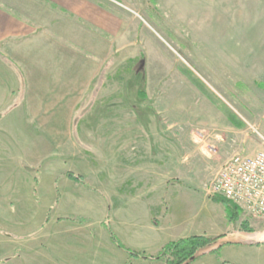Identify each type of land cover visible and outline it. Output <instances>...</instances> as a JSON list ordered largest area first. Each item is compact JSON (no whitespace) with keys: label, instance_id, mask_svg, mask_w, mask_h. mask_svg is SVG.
Segmentation results:
<instances>
[{"label":"rangeland","instance_id":"rangeland-1","mask_svg":"<svg viewBox=\"0 0 264 264\" xmlns=\"http://www.w3.org/2000/svg\"><path fill=\"white\" fill-rule=\"evenodd\" d=\"M53 1L0 0L10 18L47 33L43 45L28 38L23 55L64 58L80 75L68 90L60 86L68 81L34 79L28 62L0 64V195L12 202L10 216L50 219L48 195L69 171L109 205L56 216L86 213L92 232L101 222L100 240L109 241L107 227L129 249L144 248V235L127 242L120 229L149 223L138 202L150 205L165 242L238 240L232 229L243 222L264 232V221L245 212L229 222L209 193L221 159L264 152V0H62L68 11ZM52 11L64 16L61 37L49 28ZM132 194L141 200L114 213ZM247 252L264 264V252Z\"/></svg>","mask_w":264,"mask_h":264},{"label":"crops","instance_id":"crops-1","mask_svg":"<svg viewBox=\"0 0 264 264\" xmlns=\"http://www.w3.org/2000/svg\"><path fill=\"white\" fill-rule=\"evenodd\" d=\"M53 3L57 6L58 10L64 9L68 11V8L62 4V0L53 1ZM52 13L56 15V23L49 25V28L61 37L63 36L65 30L64 16L57 15L53 11ZM46 37L47 33L45 34V29L43 30L42 27H37L36 29L30 28L28 25L10 18V14L0 9V64L2 63L4 66H8V62L14 65L15 63L21 64L28 62L32 65L31 69L32 73L35 75L34 79H56L58 81H68L65 83H60V86L62 85L64 89L67 87L69 90L72 88V85L69 81L73 79L79 80L80 75L76 74L77 72L75 71H71L69 66L66 67L65 63H68V60L66 61L64 58L56 60V58H54L53 62L51 63L49 62V59L45 60L40 55L31 54V57H28L27 54H22L23 51H25L23 48L28 46V43L26 42L28 38L31 40L30 43L36 42L38 45H43ZM8 39L12 41V47H8L9 49L4 47L1 48L2 45L4 46L6 41H9ZM13 40H15V42ZM12 48L16 50L15 56L8 59L7 52H12L14 54ZM2 76L6 77V74L3 73ZM1 93L2 92H0V99L2 98ZM3 94L5 95V90L3 91ZM230 158L231 157L228 156L224 159H221L218 162L216 169L220 168L221 165ZM68 180L69 182L64 181L62 185L56 184L53 188V191L49 193L48 205H51L50 207H52L53 214L50 219L46 221H39L38 219V221L35 222L36 220L32 219L26 214L21 217L16 215H12L11 217V211H9L10 208L7 210L6 205L7 203L10 204L12 202L7 200L4 203L2 200V194L0 195V263H2L4 260H7L4 264L126 263L127 255L119 250L113 243H111L110 239H108L109 241L100 240V235L105 234L100 221L97 222V232L94 233L91 231L90 227L92 224L88 223L90 218L86 216V213L80 214L79 212L74 215L69 214V216L64 217L56 216L57 211H67V209H71L73 205H85V207L90 209L95 214L101 212V210H95L94 207H98V205L100 207L103 205H109V197L107 198L102 193L100 195H96L95 193L86 190L80 184L75 183L70 179ZM159 182L163 183L164 180L159 179ZM164 185L166 186V183H164ZM142 196L144 198L147 197L144 195ZM38 197L39 201L40 195ZM141 198V194H132L130 196H126L122 199L120 206H118L116 209H113L114 213L122 210L125 204H133L134 202H138L137 200L140 201ZM138 203H140L145 208L149 223L139 224L137 227H131V223L129 224L128 222L127 225L121 223L120 229L124 230L122 231V237L128 242L129 240L131 241V239L133 240V238L136 236V232H138V235H144V237H142L144 242L143 244L141 243V247L144 248H139L134 251L146 253V245H153L155 248H159V252L164 247V245L168 243L160 239V235L163 234L164 228L161 225L152 223L151 213L149 210L150 205L148 206V204L144 202ZM10 206L12 207V204H10ZM72 216L84 218L86 219V222L83 224L72 222L69 220L74 218ZM112 216L114 217V215ZM113 223V227L117 226L116 222ZM33 226L35 228H33ZM159 232L162 234L159 235ZM232 233L238 235V240H231L229 234H222L221 236H218L222 238H220L218 243L210 250L219 248L220 260H223L227 264H260L258 263L259 257L257 259V257L247 256L246 252L253 251L257 254L260 253L259 255H262L264 252V232L257 230H253V232H244L242 229L241 231H238L235 230V227H233ZM176 239L178 240L181 238L178 236ZM223 243H228L227 247H220ZM123 245L129 248L125 244ZM12 246L13 250L11 251L10 248ZM229 249H232L233 253L235 254H229L228 258L225 260V258L222 256V253L224 250ZM230 257L232 258L230 259ZM133 264L162 263L151 260L137 259L133 262ZM191 264H220V261L213 253L206 252L201 258Z\"/></svg>","mask_w":264,"mask_h":264},{"label":"built area","instance_id":"built-area-1","mask_svg":"<svg viewBox=\"0 0 264 264\" xmlns=\"http://www.w3.org/2000/svg\"><path fill=\"white\" fill-rule=\"evenodd\" d=\"M209 193L264 221V152L231 156L210 183Z\"/></svg>","mask_w":264,"mask_h":264},{"label":"trees","instance_id":"trees-1","mask_svg":"<svg viewBox=\"0 0 264 264\" xmlns=\"http://www.w3.org/2000/svg\"><path fill=\"white\" fill-rule=\"evenodd\" d=\"M139 97L145 100V92H139ZM228 118L239 128L242 127L238 122H236L230 115ZM64 177L74 181L75 183L84 185L87 189L94 191L91 187L87 186L80 176L74 175L72 172L67 171L63 175ZM213 201L223 205L227 219L229 222L236 223L243 211L240 210L235 205L229 203L223 198L213 197ZM77 224H83L84 219H69ZM109 238L111 242L122 252L127 255V261L125 264H133L137 259L141 260H151L160 262L162 264H191L201 258L206 252L213 253L219 259L220 264H227L223 260H220L219 248L215 250H210L214 247L220 238L222 237H206V236H191L186 238H181L175 241H170L164 245V247L155 255H149L144 252H138L125 247L116 237V235L107 227ZM241 229L244 232H253V229L247 228L245 222L241 223ZM228 243H223L220 247L227 246ZM7 260L2 261L0 264H4Z\"/></svg>","mask_w":264,"mask_h":264}]
</instances>
